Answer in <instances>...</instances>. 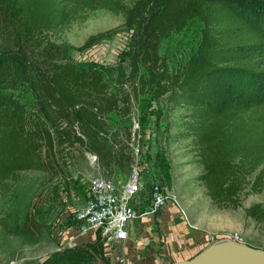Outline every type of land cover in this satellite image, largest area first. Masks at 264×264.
I'll use <instances>...</instances> for the list:
<instances>
[{
    "label": "trees",
    "instance_id": "obj_1",
    "mask_svg": "<svg viewBox=\"0 0 264 264\" xmlns=\"http://www.w3.org/2000/svg\"><path fill=\"white\" fill-rule=\"evenodd\" d=\"M157 1L135 0L127 6L121 0H0V85L27 81L47 126L59 128L70 145L77 143L97 156L104 173L112 166L130 170L127 148L112 150L100 136L106 129L103 116L118 108L108 84L98 73L75 70L69 47L51 40L60 28L86 20L90 12L122 15L128 27L142 30L137 58L159 94H169L171 102L190 113L186 132L208 198L218 208L237 209L246 185L254 193L264 191V0H160L154 7ZM193 19L202 24L197 55L180 73L171 74L159 45ZM114 34L90 37L83 47ZM54 146L49 131L27 130L23 107L0 94V195L21 172L55 173ZM247 213L264 221L261 204ZM30 226L26 217L23 231L30 233ZM101 247L100 241L73 246L56 253L49 264H92L103 259Z\"/></svg>",
    "mask_w": 264,
    "mask_h": 264
},
{
    "label": "rangeland",
    "instance_id": "obj_2",
    "mask_svg": "<svg viewBox=\"0 0 264 264\" xmlns=\"http://www.w3.org/2000/svg\"><path fill=\"white\" fill-rule=\"evenodd\" d=\"M121 1L130 6L135 0ZM159 3L160 0L154 7ZM201 30L202 24L193 19L183 31L161 42L158 52L166 59L171 74L180 73L197 55ZM108 31L115 34L89 48L83 47L90 37ZM141 38L142 30L128 27L122 15L96 10L88 13L86 20L78 19L63 26L51 40L69 47V63L75 70L103 76L109 93L118 101V108L103 116L106 121V129L100 134L103 142L112 150L123 145L131 154L128 144L133 122L138 125L134 145L141 153L138 164L141 180L160 183L176 197L183 217L193 228V234L203 239L205 248L212 244L211 239L219 241L235 232L248 247L264 251V221H256L247 213L256 204L264 208V191L254 193L251 185H246L239 195L237 209L212 204L198 181L202 167L193 140L186 132L190 113L171 102L169 94H159L137 58ZM3 60L0 52V65ZM0 94L23 107L27 130H47L54 136L56 166L55 173L21 172L16 182L9 183L6 195H0V264H49L61 237L54 229L59 225L62 233L61 221L67 212L85 203L90 179L101 177L118 184L126 180L130 170L112 166L109 173H104L98 158L96 163L91 162L90 153L77 143L70 145L59 128L47 126L27 81L6 88L0 85ZM126 103L127 112L123 110ZM70 108L76 113V106ZM75 130L80 134L77 127ZM26 217L31 222L30 233L23 231ZM183 240L178 237L174 241L176 252L170 254L173 259L188 252ZM102 261L107 264L105 258ZM92 264L98 262L94 260Z\"/></svg>",
    "mask_w": 264,
    "mask_h": 264
},
{
    "label": "crops",
    "instance_id": "obj_3",
    "mask_svg": "<svg viewBox=\"0 0 264 264\" xmlns=\"http://www.w3.org/2000/svg\"><path fill=\"white\" fill-rule=\"evenodd\" d=\"M142 181V188L133 201V208L138 214L148 205V182ZM87 200V199H86ZM182 209L168 203L154 216H145L131 221L128 225L129 239L106 242L100 231L76 232L75 226L63 225L60 243L57 248L62 251L73 246H92L101 242V253L107 264H172L188 260L202 251L203 239L193 234V228L183 217ZM71 225V224H70ZM181 237L188 249L179 259H173L177 241ZM102 258H97L96 261Z\"/></svg>",
    "mask_w": 264,
    "mask_h": 264
},
{
    "label": "built area",
    "instance_id": "obj_4",
    "mask_svg": "<svg viewBox=\"0 0 264 264\" xmlns=\"http://www.w3.org/2000/svg\"><path fill=\"white\" fill-rule=\"evenodd\" d=\"M138 128V125L133 122V131L128 144L132 151V161L130 174L126 180L116 184L101 177L91 178L87 189V200L83 205L69 210L61 221L62 225L69 223L70 227L75 226L78 234L101 231V236L106 242L125 241L129 239L128 225L131 221L145 216H154L168 203L179 206L176 197L164 186L150 181L147 185L149 200L147 207L140 214L133 208V201L142 188V174L138 169L141 153L139 147L134 145V135ZM89 159L93 163L97 162L95 155L89 154ZM54 230L61 235L59 225ZM211 240L212 243L216 242ZM222 240H230L239 245L245 244L240 234L235 232L228 234ZM61 250L60 247L56 249V251Z\"/></svg>",
    "mask_w": 264,
    "mask_h": 264
},
{
    "label": "water",
    "instance_id": "obj_5",
    "mask_svg": "<svg viewBox=\"0 0 264 264\" xmlns=\"http://www.w3.org/2000/svg\"><path fill=\"white\" fill-rule=\"evenodd\" d=\"M172 264H264V251L230 240H219L192 258Z\"/></svg>",
    "mask_w": 264,
    "mask_h": 264
},
{
    "label": "bare ground",
    "instance_id": "obj_6",
    "mask_svg": "<svg viewBox=\"0 0 264 264\" xmlns=\"http://www.w3.org/2000/svg\"><path fill=\"white\" fill-rule=\"evenodd\" d=\"M97 262H98V264H105L101 259H99Z\"/></svg>",
    "mask_w": 264,
    "mask_h": 264
}]
</instances>
